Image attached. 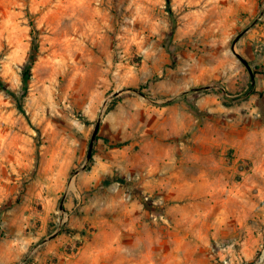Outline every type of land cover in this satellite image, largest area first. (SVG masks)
I'll return each instance as SVG.
<instances>
[{
  "label": "rangeland",
  "instance_id": "rangeland-1",
  "mask_svg": "<svg viewBox=\"0 0 264 264\" xmlns=\"http://www.w3.org/2000/svg\"><path fill=\"white\" fill-rule=\"evenodd\" d=\"M170 3L173 34L165 0H0V76L16 93L38 44L25 114L0 89V264H264V0ZM204 127L260 150L259 209L242 197L200 216L145 189L162 173L134 172L144 151L183 159Z\"/></svg>",
  "mask_w": 264,
  "mask_h": 264
},
{
  "label": "crops",
  "instance_id": "crops-1",
  "mask_svg": "<svg viewBox=\"0 0 264 264\" xmlns=\"http://www.w3.org/2000/svg\"><path fill=\"white\" fill-rule=\"evenodd\" d=\"M256 3L257 0H248L247 5L253 10ZM157 111L160 112L163 122V113L167 114L169 107L161 106ZM181 112L185 116L189 115L186 107H182ZM244 135L249 136L251 133ZM198 140L199 145L192 150H186L184 158L178 160L170 158V150L166 144L148 147L144 151L143 161L134 164V172L144 167L158 170L162 176L156 183L153 178L145 181V189L152 191L156 186H160L163 198L183 200V208L192 204L194 209H202L200 216L206 215L209 207L219 209L217 216H222L226 207L232 205V201L242 197L250 201L249 206L259 209L260 150L251 149L252 145L248 144L251 140H233L226 130L221 135L220 130L215 127L200 128ZM257 144L260 145V139ZM229 148L234 149V159L228 157ZM245 162H252L251 170L248 173L239 171L242 174L241 179H234L238 164ZM190 215L195 214L193 212Z\"/></svg>",
  "mask_w": 264,
  "mask_h": 264
},
{
  "label": "trees",
  "instance_id": "trees-1",
  "mask_svg": "<svg viewBox=\"0 0 264 264\" xmlns=\"http://www.w3.org/2000/svg\"><path fill=\"white\" fill-rule=\"evenodd\" d=\"M165 8L168 11L169 16H170V20H171V30H170V32L173 34V32L175 30V27H176V18H175V14H174V12H173V10L171 8L170 0H165ZM37 48H38V44H37L36 38L33 36L32 40H31V45H30V53H29L28 59H27L25 65L23 67V70H22V76H21L22 85H21V92L20 93H16L12 89H10L4 83V81L2 80V78L0 76V89L4 90L5 92L10 94L14 98V100L16 101V105H17L18 109L23 114H25V111L23 109V99H24V97L26 96V94L28 92V81H29V77L31 75V67L33 65L34 58L36 56ZM254 68L255 69H257V68L259 69L258 66L254 67ZM262 70L264 72V69H262ZM250 72H251L250 74L252 75V77L254 79V74L256 73V71H254L252 69V70H250ZM252 92H255V90H254V82L250 79L249 84H248V88L246 90V93H252ZM258 94L260 95L261 92H258ZM181 97L187 102L188 108H189V110L191 112H193L195 114L199 113V109L196 107V105L188 99L187 93H183L181 95ZM171 101H172V99L168 100V102H171ZM96 138H97V135H96ZM105 140H107V139H105ZM92 152H93V150H92ZM92 152H91V157L89 158V161L92 158ZM113 181L123 182V179L122 178H115V177L114 178L107 177L104 180H102V183L103 184H109L110 182H113ZM147 208H148V210H151V205H147ZM0 235H1V231H0Z\"/></svg>",
  "mask_w": 264,
  "mask_h": 264
},
{
  "label": "water",
  "instance_id": "water-1",
  "mask_svg": "<svg viewBox=\"0 0 264 264\" xmlns=\"http://www.w3.org/2000/svg\"><path fill=\"white\" fill-rule=\"evenodd\" d=\"M237 37L234 39V41H236ZM237 56L244 63V65L249 68L248 62L243 57H241L240 55H237ZM251 80L253 81L252 75H251ZM205 87H207V86H205ZM98 127H99V120H97L95 122V125L93 127V130H92V133H91L89 142H88V147H87V152H86V160H89V158L91 157V152H92V147H93V141H94L95 136H96V134L98 132Z\"/></svg>",
  "mask_w": 264,
  "mask_h": 264
}]
</instances>
